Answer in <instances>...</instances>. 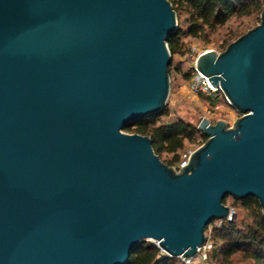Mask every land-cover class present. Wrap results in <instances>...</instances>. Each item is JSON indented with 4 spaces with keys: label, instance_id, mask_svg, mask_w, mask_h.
Wrapping results in <instances>:
<instances>
[{
    "label": "water",
    "instance_id": "1",
    "mask_svg": "<svg viewBox=\"0 0 264 264\" xmlns=\"http://www.w3.org/2000/svg\"><path fill=\"white\" fill-rule=\"evenodd\" d=\"M169 0H0V264H128L140 241L187 259L223 202L264 213V8L196 69L240 113L202 117L186 165L130 122L170 92Z\"/></svg>",
    "mask_w": 264,
    "mask_h": 264
},
{
    "label": "trees",
    "instance_id": "2",
    "mask_svg": "<svg viewBox=\"0 0 264 264\" xmlns=\"http://www.w3.org/2000/svg\"><path fill=\"white\" fill-rule=\"evenodd\" d=\"M176 12L177 28L167 38L171 55H182L186 48L181 41L182 36L190 39L209 42V35L219 27L225 26L233 18L251 17L260 15L264 8V0H169ZM186 28H182L180 17ZM259 22V16H257ZM244 33L240 26L227 30L218 46L223 50L225 46ZM181 72L179 67H173L172 58L169 64V75ZM186 80H190L191 72H182ZM223 94L221 90H217ZM203 98L212 100V97L200 94ZM224 96V95H223ZM213 104V102H211ZM168 115L166 104L157 113L138 118L123 130L129 133L148 135L152 141V149L165 164L175 166L179 161L180 151L185 142L202 144L207 136L196 125L181 118L172 121H163L162 117ZM199 137V139H198ZM170 155L163 158L162 155ZM227 195L223 202H226ZM231 197V196H229ZM233 199L231 208L239 206L247 219L238 221L236 217L231 220L221 219L220 226L205 227V242L202 247L210 244L205 253L208 264H264V213L258 200L253 196L243 199ZM226 204V203H225ZM235 212V211H234ZM236 215V213H235ZM128 264H182L179 258L164 254L149 240L140 241L129 256Z\"/></svg>",
    "mask_w": 264,
    "mask_h": 264
},
{
    "label": "rangeland",
    "instance_id": "3",
    "mask_svg": "<svg viewBox=\"0 0 264 264\" xmlns=\"http://www.w3.org/2000/svg\"><path fill=\"white\" fill-rule=\"evenodd\" d=\"M257 16L259 15L253 14L251 17L233 18L225 26L219 27L214 33L210 34L209 42L190 39L187 36H182L181 41L186 48H189L190 45H195L199 50L212 49L216 52H220L221 48L218 46V44L220 43L223 34L227 30L230 28H235L236 26H240L245 32L247 29L258 23ZM183 19L184 15H181V27L186 28V24ZM172 64L173 67H179L181 72H173L172 77L170 78V92L166 102L168 115L162 117L163 121H172L181 118L197 126L202 117H207L212 123H214L217 119H224L228 122V125H231L240 115V113L227 102L225 96L220 94L218 91L207 95L212 97V100H210L208 98H203L200 96V94L193 93L189 90L190 80L184 79L182 72L190 73L191 67L189 61L183 59L182 55L174 54L172 56ZM211 102H213V104ZM199 145L201 144L185 142L180 152L186 149H195ZM162 157L170 158V155L163 154ZM232 202L233 199L228 196L225 203L227 205H231ZM234 211L236 213L235 217L238 221L247 219L245 212L239 206H235ZM213 225L220 226L221 221H214L210 225V228ZM209 247L210 244H207L203 247L204 254Z\"/></svg>",
    "mask_w": 264,
    "mask_h": 264
},
{
    "label": "built area",
    "instance_id": "4",
    "mask_svg": "<svg viewBox=\"0 0 264 264\" xmlns=\"http://www.w3.org/2000/svg\"><path fill=\"white\" fill-rule=\"evenodd\" d=\"M206 51V49L199 50L195 45H190L189 48L182 54V58L188 60L191 67V78L189 81V90L196 94H211L218 89L212 86L208 77L202 74L200 71L196 69V59L197 56ZM194 149H186L180 152L178 163L173 166L176 170L186 165L189 159L190 154ZM233 210V209H232ZM233 217L229 215L227 220H231ZM220 221V220H219ZM154 244L165 254V252L158 246L157 242ZM182 264H208L205 259V254L203 252V247L197 249V252L194 256L189 257L187 259L179 258Z\"/></svg>",
    "mask_w": 264,
    "mask_h": 264
}]
</instances>
